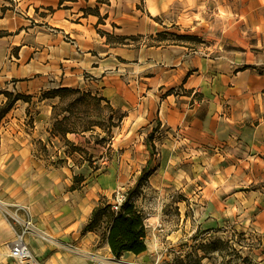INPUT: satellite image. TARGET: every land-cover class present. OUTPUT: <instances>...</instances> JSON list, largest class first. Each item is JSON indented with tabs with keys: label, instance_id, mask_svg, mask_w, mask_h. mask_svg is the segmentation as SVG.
<instances>
[{
	"label": "rangeland",
	"instance_id": "obj_1",
	"mask_svg": "<svg viewBox=\"0 0 264 264\" xmlns=\"http://www.w3.org/2000/svg\"><path fill=\"white\" fill-rule=\"evenodd\" d=\"M101 3L113 4L128 43L164 47L142 68L165 70L153 79L163 85L136 112L0 79V91L27 96L0 123V264H18L9 245L24 220L45 264H264V0ZM9 35L0 30V40ZM123 194L145 216L148 247L116 258L105 228L83 227L100 200ZM60 210H80L83 223L65 232Z\"/></svg>",
	"mask_w": 264,
	"mask_h": 264
},
{
	"label": "crops",
	"instance_id": "obj_2",
	"mask_svg": "<svg viewBox=\"0 0 264 264\" xmlns=\"http://www.w3.org/2000/svg\"><path fill=\"white\" fill-rule=\"evenodd\" d=\"M3 6L8 9L0 14V30L10 35L5 42L0 40V79H21L22 86L14 89L30 94L53 87L79 88L106 98L115 108L138 112L143 111L140 98L147 90L163 85L153 79L165 70L149 76L142 68L148 52L164 47L135 45L128 43L130 38L123 43L120 37L133 34L117 32L125 28L115 24L117 18L110 10L113 4L98 0H0ZM97 6L100 15L85 12ZM14 47L16 56L12 55ZM179 61L175 60L170 68L176 69ZM181 71V67L177 69ZM190 88L194 89L193 84ZM183 119L179 116V123ZM78 215L80 210H60L57 225L64 224L62 230L69 232L83 223L76 221Z\"/></svg>",
	"mask_w": 264,
	"mask_h": 264
},
{
	"label": "trees",
	"instance_id": "obj_3",
	"mask_svg": "<svg viewBox=\"0 0 264 264\" xmlns=\"http://www.w3.org/2000/svg\"><path fill=\"white\" fill-rule=\"evenodd\" d=\"M65 0H61L63 3ZM102 2V0H98ZM85 12L95 13L100 15L99 7L88 8ZM107 17V16H106ZM101 19V17H100ZM129 38L128 36H122L120 39L123 41ZM56 92L74 93L83 92L85 95L91 96V91H83L79 88L61 87ZM4 94L7 97V101L0 106V123L2 119L11 111L15 103L21 99H26L27 96L21 93H14L11 91H0V95ZM100 100H107L104 97H100ZM56 129L54 126L53 130ZM92 129L91 127H85L84 131ZM55 134V132L53 131ZM70 133L68 128L63 130V134ZM69 141V140H68ZM70 142V141H69ZM75 178L79 181H83L84 178L78 175ZM73 189H77L75 186ZM106 229V237L112 253L116 258H121L124 253H133L139 255L147 250V227L145 222V216L138 208L136 203L132 200V196L128 195L123 202L119 211H115L113 204L106 200H100L93 208L90 219L83 227V232H98L100 229Z\"/></svg>",
	"mask_w": 264,
	"mask_h": 264
},
{
	"label": "built area",
	"instance_id": "obj_4",
	"mask_svg": "<svg viewBox=\"0 0 264 264\" xmlns=\"http://www.w3.org/2000/svg\"><path fill=\"white\" fill-rule=\"evenodd\" d=\"M127 196L123 194L120 196L113 204V208L115 211H119L123 202L126 200ZM23 230L21 233L16 234L17 237L14 241H12L9 245V255L12 257L18 264H45L39 257L34 253L30 245L25 239L27 233L33 230L34 225L30 220H24ZM43 238H47L43 236ZM113 260V259H110ZM106 264H118L114 261H106ZM130 264H145V263H130Z\"/></svg>",
	"mask_w": 264,
	"mask_h": 264
}]
</instances>
